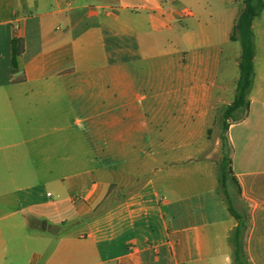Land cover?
Listing matches in <instances>:
<instances>
[{
  "label": "crops",
  "instance_id": "crops-1",
  "mask_svg": "<svg viewBox=\"0 0 264 264\" xmlns=\"http://www.w3.org/2000/svg\"><path fill=\"white\" fill-rule=\"evenodd\" d=\"M215 1L0 0V264H232L217 168L242 7ZM226 124L264 264V64Z\"/></svg>",
  "mask_w": 264,
  "mask_h": 264
},
{
  "label": "trees",
  "instance_id": "trees-1",
  "mask_svg": "<svg viewBox=\"0 0 264 264\" xmlns=\"http://www.w3.org/2000/svg\"><path fill=\"white\" fill-rule=\"evenodd\" d=\"M242 9L239 12L233 26L230 39L237 42L240 47L238 59V79L235 86L233 101L224 108L221 115V160L217 168L218 188L222 194L224 204L229 215L236 221V226L230 233L228 242L231 246L232 264H250L245 254V234L248 228V218L246 214L239 213L234 208V200L240 193L236 180L231 177L230 159L226 147L225 132L227 130L226 121L233 119L235 113H243L248 107V95L252 86L254 75L255 57V35L252 24L264 9L263 0H243ZM23 52L22 39L11 41L12 73L17 69V58ZM231 184L233 192L228 191ZM67 228H58L56 233L65 231Z\"/></svg>",
  "mask_w": 264,
  "mask_h": 264
},
{
  "label": "rangeland",
  "instance_id": "rangeland-1",
  "mask_svg": "<svg viewBox=\"0 0 264 264\" xmlns=\"http://www.w3.org/2000/svg\"><path fill=\"white\" fill-rule=\"evenodd\" d=\"M184 4H186V1L188 3L191 0H181ZM208 8H212L215 6L217 3L215 0H202ZM243 0H239L240 7L243 6L242 4ZM264 1V0H263ZM190 4V3H189ZM188 5V4H187ZM236 7H239V5L236 4ZM253 32L255 35V59H254V64L255 65H260L264 64V9L260 13V15L254 20L253 22ZM234 48L239 51L240 47L238 43L234 44ZM236 73H238V69L236 67ZM228 191L233 192V187L231 184L228 185ZM23 245V239H22V232H15L12 234V239L8 244V247L11 249H17L21 248ZM12 255H9L10 260H8L7 264H22V260H16L15 258L13 259L11 257Z\"/></svg>",
  "mask_w": 264,
  "mask_h": 264
}]
</instances>
